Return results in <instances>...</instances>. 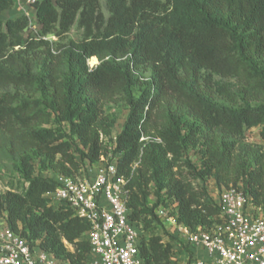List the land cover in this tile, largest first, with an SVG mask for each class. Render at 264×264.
<instances>
[{
    "label": "trees",
    "instance_id": "1",
    "mask_svg": "<svg viewBox=\"0 0 264 264\" xmlns=\"http://www.w3.org/2000/svg\"><path fill=\"white\" fill-rule=\"evenodd\" d=\"M15 9L0 0V15ZM33 9L31 21L0 18V181L17 175L23 186L0 194V215L14 233L62 262H89V222L44 196L57 176L99 164L116 125L104 110L116 102L127 116L112 143L144 264L177 258L161 205L194 230L223 223L210 179L264 211V152L246 141L255 128L264 141V0H39Z\"/></svg>",
    "mask_w": 264,
    "mask_h": 264
},
{
    "label": "built area",
    "instance_id": "2",
    "mask_svg": "<svg viewBox=\"0 0 264 264\" xmlns=\"http://www.w3.org/2000/svg\"><path fill=\"white\" fill-rule=\"evenodd\" d=\"M38 1L16 0V7L32 8ZM26 16L31 21L34 15ZM111 140L103 139L107 150L99 164L84 167L75 178L57 176V188L44 198L50 207L66 205L89 222L86 238L91 258L87 264H144L141 233L129 220L128 181L118 175L119 156L112 143L116 135ZM249 201L240 187L222 191L217 205L223 223L210 229L194 230L180 223L172 204L161 205L157 215L188 249L181 264H264V211ZM0 264L69 263L31 246L4 224L0 226Z\"/></svg>",
    "mask_w": 264,
    "mask_h": 264
},
{
    "label": "rangeland",
    "instance_id": "3",
    "mask_svg": "<svg viewBox=\"0 0 264 264\" xmlns=\"http://www.w3.org/2000/svg\"><path fill=\"white\" fill-rule=\"evenodd\" d=\"M22 9V10H21ZM103 9L104 11H106L105 8V4L103 3ZM29 14L30 16L34 15V9L33 7L31 8L29 5H25L20 7H16V9L13 12H5L3 14L0 15V18L2 20H7V19H11V18H16L18 16L21 15H27ZM72 38L74 39H79V31L77 29H74L70 35ZM90 61V62H89ZM88 61V65L90 66V68L95 67L96 65H98V60L92 64L91 60ZM106 115L111 116L115 121H116V125L113 129V135H117L121 129H122V125L126 119L127 116V109L126 106L123 102H116V103H112L109 104L108 106H106L105 110H104ZM65 130L67 129L66 126ZM63 127V129H64ZM260 128H255L250 130L249 132H247L246 138H247V143L250 144L251 146H255V147H259L263 149L264 152V141H262L261 137H260ZM109 143H111V138L109 140ZM189 157L192 159L193 162H196L199 159V155L196 153V151H191L189 153ZM10 174V173H7ZM36 175H41L44 178L47 179H51L52 178V174L48 173V172H40L38 166L36 167ZM10 183H13V185L15 187H23L22 186V182L20 181V178L17 175H6L4 176V179L2 181H0V194L4 193L6 191H8L10 188ZM194 187L196 189H201V187L203 186L202 183H200L199 181H196L193 183ZM204 187L207 190L208 193V198H209V202L213 203V204H218L219 201V197H220V191L216 188L215 182L213 180H209L207 182V184L204 185ZM5 224V218L4 216L0 215V226ZM162 231H164L162 229ZM167 235L166 232H164V239L167 240ZM171 240V238H170ZM175 246H176V252H177V258H175L174 264H181L183 263L184 260V253L186 254V251H184V248H182V244H180L179 242H175Z\"/></svg>",
    "mask_w": 264,
    "mask_h": 264
},
{
    "label": "bare ground",
    "instance_id": "4",
    "mask_svg": "<svg viewBox=\"0 0 264 264\" xmlns=\"http://www.w3.org/2000/svg\"><path fill=\"white\" fill-rule=\"evenodd\" d=\"M92 64L95 63L97 61V58L93 57L92 59H90ZM90 62V61H89Z\"/></svg>",
    "mask_w": 264,
    "mask_h": 264
}]
</instances>
